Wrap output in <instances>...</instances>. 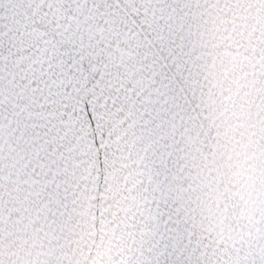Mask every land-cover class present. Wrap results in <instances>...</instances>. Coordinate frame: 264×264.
Masks as SVG:
<instances>
[{
	"label": "snow or ice",
	"instance_id": "snow-or-ice-1",
	"mask_svg": "<svg viewBox=\"0 0 264 264\" xmlns=\"http://www.w3.org/2000/svg\"><path fill=\"white\" fill-rule=\"evenodd\" d=\"M0 264H264V0H0Z\"/></svg>",
	"mask_w": 264,
	"mask_h": 264
}]
</instances>
